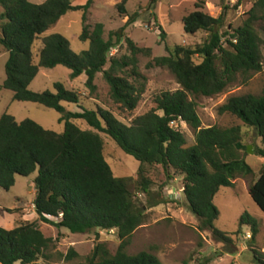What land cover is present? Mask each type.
Segmentation results:
<instances>
[{
    "label": "trees",
    "instance_id": "obj_1",
    "mask_svg": "<svg viewBox=\"0 0 264 264\" xmlns=\"http://www.w3.org/2000/svg\"><path fill=\"white\" fill-rule=\"evenodd\" d=\"M129 1L122 0L117 6L118 12L129 19L125 28L111 33L106 40L103 23L89 25L95 0H88L85 5L72 0H47L43 4L0 0V45L9 54L2 89L11 91L15 101L58 112L60 122L65 124V132L58 134L32 120L18 122L8 113L0 119V188L10 191L18 176L28 178L38 172L34 204L38 221L14 229L0 226V264L52 260L58 240L47 237L40 223L77 235L97 232V240L98 231L115 232L120 241L117 250L97 243L92 254L79 264H164L153 251L131 255L128 248L134 234L147 224L148 210L169 203L164 190L176 174L184 179L183 193L190 211L199 220V231L211 234L224 245L225 252L235 253L237 242L232 236L240 238L245 235L244 228L250 229L252 238L248 245L254 264H264V252L255 249L261 228L255 218L248 213L243 215L235 234L215 227L220 217L215 198L221 189L234 188L238 178L254 177L243 156L248 151L246 140L261 141V147L254 146L255 155L264 159V89L261 95L234 96L220 107V115H232L242 123L228 128L202 129L197 103L191 99L213 98L239 81L247 84L254 74L263 71L264 40L259 27L264 25V0H253L244 24L225 32L222 28L229 7L214 18L205 13V1H198L196 10L183 18V24L190 36L208 34L206 41L196 46H167L168 56L154 61L155 67L171 72L180 89L162 93L156 99L157 107L129 126L109 110L81 107V94L62 83L54 85V93L30 90L41 69L63 66L71 71L72 81L86 76V88L92 94L97 92L98 75L103 74L113 103L128 112L135 111L146 91V78L139 72V56L151 55L152 51L139 48L125 37L126 27L137 22V15H128ZM221 1L224 6L225 0ZM73 12L83 13L84 31L80 39L89 42L90 49L76 54L67 39L52 35L43 40L37 64L35 42ZM124 40L130 54L112 56ZM64 104L76 105L81 111L70 112ZM78 121H84L89 129H81ZM175 123H185L195 131V145L187 147L186 137ZM101 134L140 163L136 180L115 177L105 158ZM154 169L160 173L159 181L152 177ZM157 185L158 199L143 204L137 193L151 199ZM249 194L264 213V166L258 180L251 183ZM62 257L71 262L80 255L71 248ZM211 262L208 258H191L184 264Z\"/></svg>",
    "mask_w": 264,
    "mask_h": 264
},
{
    "label": "rangeland",
    "instance_id": "obj_2",
    "mask_svg": "<svg viewBox=\"0 0 264 264\" xmlns=\"http://www.w3.org/2000/svg\"><path fill=\"white\" fill-rule=\"evenodd\" d=\"M34 4H43L47 0H30ZM74 4L85 5L88 0H72ZM200 0H130L127 4L129 16H135L137 22L126 27L125 37L130 38L141 49H150L151 55L139 56V72L146 78V91L133 112L121 109L113 103L110 97V87L105 81L103 74H99L96 80L97 92L92 94L86 88L87 77L82 76L72 81L71 71L63 66L54 69H41L39 75L30 86L33 92H55L56 83L64 84L69 90H75L82 96L81 107L89 110L103 108L111 111L114 116L123 124L131 125L133 121L157 107L156 99L164 92H175L180 89L175 77L164 68L154 66V61L159 57L168 56L166 47L175 46H196L203 44L208 34L199 33L196 36L186 34L183 18L193 13L196 3ZM206 3L205 13L214 18H219L227 6V0L223 6L221 0H203ZM253 0H242V13L238 7H229L225 18L222 32L230 29H237L248 19V12L252 8ZM122 0H95L90 11L89 25L96 23L105 25V39L108 40L111 33L118 32L125 28L128 18L122 16L117 6ZM3 12L0 7V14ZM162 27L163 31L159 28ZM221 27L218 28V31ZM84 31L83 13L73 12L61 19L54 27L49 29L35 42L34 53L36 63H39V52L43 47V40L52 35H61L70 42L72 51L81 54L90 49V43L81 41L80 37ZM260 35L264 40V25L259 27ZM130 51L126 41H122L112 52V56L123 57L129 55ZM264 58V47L262 48ZM9 54L0 45V119L5 114L16 118L18 122L32 120L43 128L63 134L65 124L60 122L61 115L41 105L34 103L18 102L14 100L11 91L2 89L7 79L6 65ZM109 68V66H108ZM107 68V69H108ZM132 81V79H130ZM264 89V69L261 73L254 74L247 84L242 81L229 87L224 93L213 98L199 97L191 98L197 103L198 115L202 121V129L213 126L228 128L242 126L241 121L236 117L225 114L220 115L219 109L234 96L261 95ZM70 112H80L76 105L64 104ZM161 114V113H160ZM83 129L89 127L84 121L76 122ZM186 137L187 147L195 145V131L185 123H175ZM247 133V129H244ZM105 144V158L117 178L136 180L140 163L133 157L125 154L117 144L108 136L101 134ZM248 147L252 146L254 153H243L246 162L252 167L254 177L238 178L235 180L234 188H223L215 198V205L219 210L220 217L215 222V227L228 234H235L239 230V222L243 215L248 213L260 223V233L256 239L255 249L264 250V213L255 204L249 194V187L254 180H258L261 169L264 166V159L255 155L254 146L261 147V141L254 139L245 142ZM38 172L28 178L18 176L16 185L6 191L0 188V226L6 229H14L26 223L38 221L35 211L36 186L35 180ZM152 177L159 181L160 173L152 170ZM131 190L135 192L134 186ZM184 179L176 174L164 190L165 198L169 203L159 205L148 210V222L141 227L132 239L128 248L131 255L143 251H153L158 255L164 264H184L191 258L194 261L210 259L211 264H232L238 259L240 264L254 263V256L249 247V239L246 235L250 229L244 228L245 235L240 238L232 236L237 242L235 253L225 252L224 245L219 243L209 233H201L198 229L199 220L190 211L184 195ZM159 187H153L152 197L137 193L139 200L147 205L158 199ZM41 229L47 237L58 240L56 250L53 252L51 261L40 260L39 264H79L85 261L94 250L97 243H106L117 250L120 241L115 232L98 231L87 235L72 234L67 229H57L52 225L40 223ZM252 235V234H251ZM74 248L80 258L66 262L62 256H66L70 249ZM20 264V263H17Z\"/></svg>",
    "mask_w": 264,
    "mask_h": 264
},
{
    "label": "built area",
    "instance_id": "obj_3",
    "mask_svg": "<svg viewBox=\"0 0 264 264\" xmlns=\"http://www.w3.org/2000/svg\"><path fill=\"white\" fill-rule=\"evenodd\" d=\"M241 1L242 0H227V6L228 7H234L236 5L239 8L238 12L242 13L243 6L240 4ZM245 238L247 241L249 239H251L252 238L251 233H248ZM263 252H264V250H263ZM232 264H240V263H239L238 259H236ZM252 264H254V263H252Z\"/></svg>",
    "mask_w": 264,
    "mask_h": 264
},
{
    "label": "water",
    "instance_id": "obj_4",
    "mask_svg": "<svg viewBox=\"0 0 264 264\" xmlns=\"http://www.w3.org/2000/svg\"><path fill=\"white\" fill-rule=\"evenodd\" d=\"M253 153H254L253 147H252V146H249L246 155H248V154H253Z\"/></svg>",
    "mask_w": 264,
    "mask_h": 264
}]
</instances>
